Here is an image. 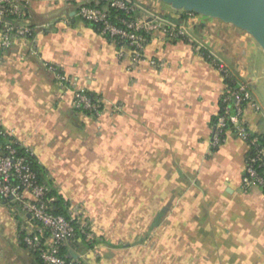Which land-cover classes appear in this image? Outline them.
<instances>
[{
  "label": "crops",
  "instance_id": "crops-1",
  "mask_svg": "<svg viewBox=\"0 0 264 264\" xmlns=\"http://www.w3.org/2000/svg\"><path fill=\"white\" fill-rule=\"evenodd\" d=\"M85 1L33 0L26 13L33 38L0 49V130L31 153L92 235L66 244L64 254L78 264H149V202L156 201L160 216L164 203H186L190 218L185 228L156 226L188 234L161 244L187 254L157 264H264V188H242L249 149L235 137L210 145L224 88L212 60L248 86L260 110L246 107L244 119L264 138V51L244 31L195 15L181 22L192 44L160 35L147 44L146 57L163 68L128 70L117 46L77 16ZM129 1L144 16L182 15L158 0ZM79 90L102 101L99 116L74 108ZM0 264H40L1 203Z\"/></svg>",
  "mask_w": 264,
  "mask_h": 264
},
{
  "label": "built area",
  "instance_id": "built-area-1",
  "mask_svg": "<svg viewBox=\"0 0 264 264\" xmlns=\"http://www.w3.org/2000/svg\"><path fill=\"white\" fill-rule=\"evenodd\" d=\"M32 1L0 0L1 50L10 49L17 40L33 38L34 28L26 22V13ZM76 12L83 22L98 27L100 34L117 46L118 57L129 61L128 70L142 63L156 69L164 67L163 62L145 54L147 44L156 35L168 41L184 40L192 44L183 24L178 25L156 14L144 16L138 6L129 0H86L77 6ZM184 16L188 20L195 14L185 12ZM211 62L220 74L224 88L210 145L218 148L228 137L245 143L249 154L245 161L242 188H264V138L254 133L244 119L246 107L255 112L260 108L245 83L226 66L216 60ZM44 66L55 73L58 81H65L57 68L48 64ZM74 108L96 117L103 112V103L99 98L79 90L74 92ZM0 135L9 140L4 147L0 146V203L8 206L18 217L22 245L36 255L40 264H78L62 253V249L79 236L78 232L89 241L92 235L87 226L78 213L70 214V219L54 214L56 199L50 196L51 187L39 182L27 157L18 154V142L1 130ZM73 222H76L78 230Z\"/></svg>",
  "mask_w": 264,
  "mask_h": 264
},
{
  "label": "water",
  "instance_id": "water-1",
  "mask_svg": "<svg viewBox=\"0 0 264 264\" xmlns=\"http://www.w3.org/2000/svg\"><path fill=\"white\" fill-rule=\"evenodd\" d=\"M175 11L230 24L247 33L264 51V0H158Z\"/></svg>",
  "mask_w": 264,
  "mask_h": 264
},
{
  "label": "rangeland",
  "instance_id": "rangeland-1",
  "mask_svg": "<svg viewBox=\"0 0 264 264\" xmlns=\"http://www.w3.org/2000/svg\"><path fill=\"white\" fill-rule=\"evenodd\" d=\"M182 13V12H181ZM199 16V15H197ZM201 17V16H199ZM253 93H257V90L251 89ZM153 196V195H152ZM154 197V196H153ZM162 203H158L156 201H150L149 202V217H148V223H149V264H157L156 259H160L162 257H170L172 255V252H179L180 254H187V251L185 249H171L168 246H162V243L172 242V241H184L186 237H188V234H183L181 232H178V234L173 233H158L156 231V226L161 225L162 227H168L172 225H176L180 228H185L189 225L190 218L188 217V210H187V204L186 203H175V206L173 203H164L165 205V214L166 216H160V208ZM170 207V208H169ZM168 210V211H167ZM168 213V215H167ZM109 219H103V222H108ZM143 218V223H144ZM117 221L120 222H135V224H140V218H133V219H124V218H117ZM88 226V225H87ZM140 249H135L133 251V259L135 261V258L140 257Z\"/></svg>",
  "mask_w": 264,
  "mask_h": 264
},
{
  "label": "trees",
  "instance_id": "trees-1",
  "mask_svg": "<svg viewBox=\"0 0 264 264\" xmlns=\"http://www.w3.org/2000/svg\"><path fill=\"white\" fill-rule=\"evenodd\" d=\"M184 13L182 11V15L178 16V17H168V16H161L164 19H167L169 21H172L178 25H180V23L184 20L185 16ZM117 15H121L120 13H116ZM114 15V12H113ZM98 28V27H97ZM205 54V53H204ZM88 94V93H87ZM91 97H94L93 95L89 94ZM7 140L5 137L0 135V146L4 147V145L7 143ZM17 151L19 155H23L25 157H27L28 161L30 162L33 171L36 173L37 179L39 182H44L47 185H49L51 187V191H50V196H54L56 201L54 203L55 206V210L53 211L54 214L56 215H61L63 217H65L66 219H70V214H68L67 209L65 208V205L63 203V200L56 194L55 190L52 188V185L48 182H45L44 180V172L42 170V168L38 165V163L36 162V160L34 159L33 156H30L25 150H23L20 147H17ZM73 225L75 226L76 230H78V226L76 224V222H73ZM79 236L84 237L83 235H80L79 232L77 233ZM62 253H64V250L62 249ZM70 258V257H69ZM72 259V258H70Z\"/></svg>",
  "mask_w": 264,
  "mask_h": 264
}]
</instances>
